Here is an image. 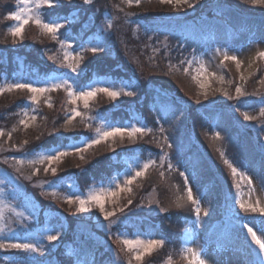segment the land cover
I'll return each instance as SVG.
<instances>
[{
	"label": "trees",
	"instance_id": "trees-1",
	"mask_svg": "<svg viewBox=\"0 0 264 264\" xmlns=\"http://www.w3.org/2000/svg\"><path fill=\"white\" fill-rule=\"evenodd\" d=\"M51 2L52 8H48L47 5L42 8V17L46 21L59 17L62 19L63 15L75 16L76 18L78 14L75 11L79 12L75 23L63 25L66 38H75L80 35L87 20L89 22L90 17L94 18L99 15L92 10L103 5V0H89L88 3H85V0H52ZM142 2L146 3L147 1L142 0L139 4ZM197 2L199 4H196L193 10L188 13L182 11L178 14L165 15V12L156 11V8H152L158 14L157 22L154 23L149 20L147 11L138 7L137 13L130 16L129 26L127 23L120 24L126 30L117 41L125 42L129 47V52L124 50L122 44L113 43L109 40H106L105 43L107 47H110V52L104 54L86 52L88 56L86 55L81 62L78 75L81 80L77 81V84H86L81 81L86 80L89 74L92 76L88 80L93 76H118L121 81L133 85L132 95L119 98V106L112 107V103L105 102L104 98L100 99L101 102H98L97 99L90 108L78 107L83 118H75L71 120V123H66L68 114L64 110V101L60 100H65L64 96L56 95L55 98L58 100L55 103L60 105V108L58 107L53 113L45 115L38 124L39 127L34 130L22 132L21 126L17 130L19 132H17V138L14 141V146L21 148L23 153H32L42 149L60 147L66 142L69 143L71 139L77 141L82 137L93 138L100 126L91 118L99 114H102V117L106 119L113 120L128 119L136 122L142 119V125L146 129L144 132L146 137H139L114 145H99L90 152L91 155L86 160L78 162L75 167L70 165L67 171H62L66 178L63 180V190H66L69 182L87 188L92 183L97 184L106 181L111 177V174H114L124 165L126 157L142 156L145 158L148 155H151L152 158L155 157L154 163L158 161L156 167L160 168L150 169V172L156 171L154 176L149 178L138 192L136 190L129 196L127 202L115 213L128 208L133 203L136 204L139 199L143 200L147 197V193L152 190L157 192L161 199L160 204L164 209L163 212L154 216H128L127 221L115 225L113 231L115 234L123 231L129 233L157 232L167 241L172 254L185 260V264L188 263V259L177 251L178 246L181 245V242L178 243V239L183 236L187 228L192 227L197 215L196 206L187 200L189 188L188 183H186L185 169H183L184 164L187 163L190 171L195 173V183L199 195L202 196V193L209 194L214 209L224 203L220 179L228 181L229 188H231L232 170L225 163V160L243 170L253 172L261 170V178L264 182V152H262L264 149V124L258 132L260 142H256L253 133L236 125L232 114V109L236 106L234 102H223L224 105H228V108L221 106L216 109L210 107L209 104L206 107L198 104L188 108L183 101V99L186 100L185 97L187 96L182 93L183 84L191 85L185 82V78L186 76H193V73L189 71L188 63L193 51L207 44L202 37L206 34L210 37L214 36L218 39L214 42L219 44H229L234 41L238 43L242 40V34H251L254 26L251 22L243 24L242 19L247 18L256 22V33H260L264 38V10L254 6L253 0H217L216 2L215 0H202L201 2L198 0ZM16 6L17 0H0V78L2 75H7V79H12L22 76V72L41 76L45 73L46 76L53 72L64 74L68 71L67 78L75 82L74 74L68 69L66 62L58 58L61 54L62 42L53 40L52 35H47L34 22L29 23L26 31L30 33H28L29 35L22 46L9 43L8 34L10 30L8 26H10L11 21L4 19L13 13ZM96 10L100 11L101 9ZM225 12L226 14H224ZM220 15L234 26L236 34L227 32V25L224 22L222 23L218 19L212 20ZM100 16H98V20L102 21L104 14L101 13ZM168 16L170 18L180 17L181 19L183 17L184 20L171 19V22L163 24V21L158 22L160 18L164 20ZM186 19H190V23ZM238 20H240L239 23ZM95 24L97 23L92 19L89 26L90 33H94ZM202 31L204 34H200ZM105 35L109 36L108 32H105ZM40 44H42V48ZM118 45H121L122 48L119 49ZM136 69H139L148 81L145 85H149V92L143 98H140L141 84L139 81L143 77ZM87 71L89 72L87 73ZM260 74L261 69H259L258 76L262 77ZM235 82L236 85H239L237 80ZM251 86H255L256 89L251 88ZM248 89L261 92L257 98H264V79L260 80L255 76L250 86H243L244 92H247ZM197 92L196 87H194L190 98L201 100ZM25 94L23 92L17 97L14 95L10 101L7 100L6 94L1 95L0 124L10 126L17 119V116L21 118L24 101L29 99V96ZM257 98L240 100L238 104L243 105L241 109H253L256 107L254 102ZM215 100L222 102L224 98L216 97ZM157 105H159V113L154 114ZM178 110L186 113V117L182 114L180 116V113L176 112ZM172 115L184 119L181 118L177 124L170 120ZM159 117L161 120L158 119ZM180 123L183 124L179 126ZM213 123L219 126L218 132L213 130L211 126ZM16 124L17 122L12 126ZM175 142L179 143L180 147H177ZM206 151L210 153L214 168L204 155L207 154ZM174 185L177 187L175 192ZM144 203H147L146 199H144ZM245 213L256 215L253 212ZM221 216L225 217L226 215L214 216L216 220H213V217H207L206 223H209L207 229L213 230L214 233L225 232L222 238L228 241L234 240L243 245L246 237L245 227H242L233 218L231 223L223 224ZM61 224L63 233L57 241L47 248L44 257L28 261L27 255H21L18 256L17 260L22 264H76L78 257L67 253L62 246V243L71 238L69 230H64V224L62 222ZM69 227L73 228L72 226ZM77 238L84 241V259H82L84 263L106 264L107 261L109 262V254L91 239H88L86 235L78 234ZM58 244L60 246L56 249L53 248ZM91 256H94L93 260H90ZM168 257L166 246H162V248L150 253L148 259L143 260V263L157 264Z\"/></svg>",
	"mask_w": 264,
	"mask_h": 264
},
{
	"label": "rangeland",
	"instance_id": "rangeland-1",
	"mask_svg": "<svg viewBox=\"0 0 264 264\" xmlns=\"http://www.w3.org/2000/svg\"><path fill=\"white\" fill-rule=\"evenodd\" d=\"M141 1L142 0H103V5L97 6L96 8L101 9L100 11L96 9L92 10L93 12L96 11L94 13L99 14L98 16L103 13V20L99 21L97 15L94 18L90 17L89 22L87 20L84 24L83 32H81L80 35L75 38H66V31L63 25L66 24L67 26L75 23L79 15L78 11H75L78 14L76 18L75 16L67 17L63 15L62 19H59V17L46 21L42 17V8L46 5L36 7L39 0H28L27 5H21L20 0H17V6L14 7L12 14L25 10L33 18L38 16L42 22L60 23L61 27L55 33L57 37L56 40L62 42L61 54H59L58 58L64 60L66 65L71 64L72 68L76 69L75 72H73L72 69L68 67L74 74L76 81H70V79L67 78L68 71L64 74L59 72L52 73L48 77H45V73L41 76L38 74H30L29 72H22V76L12 79H7V75H2L0 78V89H4V91L0 92V99L1 95L6 94L7 100L10 101L14 95L17 97L23 94V92L26 93V96H29V99L24 101L23 110H21V118L17 116V119L13 121L10 126L0 124V133H3V135H0V217H2L0 218V243L28 242L38 246V250L35 253H25L21 250L12 248H0V264H22L17 260L18 256L21 255H27L26 258L28 261L44 257L47 248L52 245L53 242L57 241L63 233L61 222L64 224V230H69L71 239H67L64 243H60H62L67 253L78 257L76 259V264H86L82 261V259H84V241H80L79 238H77L78 234L86 235L88 239H91L98 247H101L102 250L109 254V262L107 261L106 264H144L143 260L148 259L150 254L143 256V258L138 261L134 257L136 252L140 249L129 251L123 241L139 240L147 242L150 239L161 240L163 242L162 246H166L167 248V255L169 257L159 261L157 264H175L176 261L177 264H185V260L177 258L178 256L172 254L170 250L171 247L169 248L167 241L157 232L129 233L123 231L115 237V232L113 231L115 228L114 226L118 223L126 222L128 216H154L163 212L164 209H162L160 204L161 199L157 192L152 190L147 193V197L144 198L147 203H144V199H139L136 204L133 203L128 208L115 213L116 210L127 202L129 196L136 190L138 192L143 184L154 176L156 171L150 172V169L160 168L156 167V165H158V161H156L155 163H151L146 171L143 169V165L150 161L154 162L155 157L152 158L151 155L145 158L142 156L126 157L124 159V165L115 172L114 176L108 178L106 181L97 184L92 183L87 186L86 189L69 182L66 186V190H63V180H66V178L65 173L62 171H67L70 165H74L75 167L78 162L86 160L87 157H90V152L94 151L99 145H114L122 142L125 143L127 140L146 137V133H144L146 129L142 125V119L136 122H132L128 119L113 120L106 119L102 117V114H99L91 118L92 121H96L100 126L93 138L82 137L77 141L71 139L69 143L66 142L60 145V147L42 149L32 153H23L21 148L14 146L17 132H19L17 130L20 129L21 126L22 132L34 130L39 127L38 124L42 118L44 119L45 115L53 113L58 107L60 108V105L55 103L58 100V98H55L56 95L64 96L65 100H60L62 102L64 101V110L68 114L66 123H69V121L75 118H83L81 114L73 117V112H79L78 107H84V109L90 108L91 104L97 99L98 102H101L100 99L104 98L105 102L109 101L112 103V107L119 106L118 99L127 97L125 93L131 92L133 85H128L126 82L121 81L118 76L94 77L88 82L92 74L87 75L86 80L81 81L86 84L78 85L77 81L81 80L78 75L82 64L81 62L87 55V51L93 52V48L97 49L95 53L104 54L111 51L110 47H107L105 43L106 40L122 44L124 50L129 52V47H127L125 42L120 40L119 42L117 41L121 35L123 36L126 30V28L120 24L127 23L129 26L128 22L131 20L130 16L137 13L138 7L145 9L147 14H149V20L154 23L157 22L158 18L156 11L165 12V15L171 13L178 14V12L182 11L188 13L193 10L196 4H199L197 2L198 0H188V4L182 2L178 3L177 0H173L172 3H162L161 0H146V3L142 2L139 4ZM199 1L201 2L202 0ZM216 1L217 0H215V2ZM189 4L192 5V7H189ZM253 5L261 7L260 9L264 10V2H253ZM152 8H156V11H153ZM218 14L221 13L218 12ZM224 14H226V12ZM8 16L9 15H7V18L5 17L4 20H8ZM92 19L97 23L95 24L94 33H90L87 38L82 39L86 34L85 32L89 33V30H91L89 26ZM171 19L176 21L184 20L183 17L181 19L180 17L170 18V16H168L164 20L160 18L158 22L161 23L163 21V24L171 22ZM217 19L222 21V23L225 21L222 15L216 16V19L213 18L212 20L216 21ZM10 21V26H8L9 30L15 27L17 23L13 20ZM186 21L190 23V19H186ZM242 21L243 24L251 22L254 26L250 32L251 34H242V40L238 43L234 41L229 44H219L218 42H214L218 39L214 36L210 37L207 34L211 41H209L207 45L200 46L193 51L188 62L189 71L193 73V76H186L185 78V82L191 85H182L187 88L182 87V93L187 97L183 95L180 96L186 98V100L183 99V101L187 104L188 108L198 104L203 107L209 104L210 107L216 109H219L221 106H226L228 108V105H224L223 102H234L236 106L233 107L232 114L236 125L245 131L253 133L256 142H260V134H258V132L261 129L260 127L264 124V115L261 114L264 112V98H257L261 92L252 91L251 89L244 92L243 86H250L255 76L260 80L264 79V58H261L259 55L261 52H264V38L260 33H256L255 21L247 18H243ZM239 22L240 20H238V23ZM29 25L30 24L25 25L20 36H13L10 32L8 34V38L10 37L9 43L22 46V43L29 35L28 33H30L26 31ZM105 32H108L109 36L105 35ZM46 34L52 35L50 33ZM40 46L41 48L43 47L42 44H40ZM118 48L120 49L122 46L118 45ZM225 56H235L236 60H232L231 58L225 59ZM65 57H68V59L66 60ZM261 61L262 64L260 65ZM259 69H261L260 75H262V77L258 76ZM136 70L140 73L139 69ZM88 72L89 71H87V73ZM236 80L239 85H236ZM139 81L141 84L140 98H143V96L145 94L147 95L149 92V85H145L148 81L144 77ZM15 83H28L37 87H51L53 84L63 83L64 86L42 94H37L36 101H33V94L27 89L12 88L8 90L9 86ZM201 85H203V87H201ZM100 87H107L109 91H118L120 95L113 99L108 96L107 93L98 91L95 96L87 101V107H85V102L83 100H76L75 103L70 102L68 95L69 91H72L74 95H76L79 90L89 91ZM194 87H196L201 100L190 98ZM252 87L253 86H251V88ZM164 88L167 89V87ZM237 88L240 89V93H237ZM253 88L256 89L255 86ZM169 94L171 93L169 92ZM216 97H223L224 100L220 102L219 100H215ZM247 98H257L254 102V104H256L255 108L241 109L243 105L241 104L242 106H240L238 101ZM176 112L180 113V116L182 114L186 117V113L183 111L179 112L178 110ZM158 113L159 105L156 106V113L154 114ZM33 116L35 119L32 118ZM245 116L253 117V119L245 120ZM181 118L182 117L172 115L170 120L178 124ZM158 119L161 120L160 117ZM15 122H17V124L12 126ZM182 124L183 123H180L179 126ZM211 126L214 131L218 132L220 130L219 126L214 123L211 124ZM115 127L125 129L124 135L101 140L99 144H92L86 151L77 150V146L86 147L87 144L102 135L104 131H109ZM133 127L143 128L145 131L129 136L128 131ZM175 144L177 147H180L179 143L175 142ZM58 152H67V155L61 156L60 159L53 160L51 163H49L47 159H43V157L49 154ZM262 152H264V149H262ZM204 155L213 167L210 153L207 152V154ZM232 166L237 169V175L231 178V188H229L228 181L222 178L220 179V187L224 193V203L216 209L213 208L212 199L209 194L202 193V196L199 195L197 184L195 183V173L190 171L187 163L183 166L188 188L192 191L193 199L199 201L200 207L199 218L196 217L192 227L187 228L183 236L178 239V243L181 242V245L178 246L177 251L181 255L187 257V264H190V261L193 259L192 253H199L200 258L204 260V264H264V253L260 252L259 245L252 240V236L248 232V228H252L257 238L264 241V234H262L264 233V214L257 211V213L253 212L256 215H251L245 213L240 207V204H244L246 207L251 206L264 209V182L261 178L262 171L257 170L253 172L237 168L235 164H232ZM45 169H47V171H45ZM53 169L55 170V174H53ZM137 171H144V175L137 177ZM128 180H132L133 182L127 184ZM122 188L125 190L121 191ZM176 189L177 187L174 185V192ZM111 193H116V195H111ZM96 194L104 195L105 212L114 213V215L109 216L108 219H105L104 213H101L99 207L91 202L87 205L90 207L89 212L82 213L78 211L79 199L88 200L90 195ZM68 200L72 202L69 203ZM221 214L226 215L225 217L221 216V222L223 224L231 223L232 220L227 216H233L242 227H245L246 237L244 238L243 245L234 240L228 241L222 238L225 232L214 233L213 230L207 229L209 223H206V218L213 217V220H216L214 216ZM188 230L190 231V238L186 239L185 234ZM50 235H55L57 239L50 241L48 239ZM58 246H60V244L53 248L56 249ZM162 246L154 248L152 252L162 248ZM91 257L93 260L94 256Z\"/></svg>",
	"mask_w": 264,
	"mask_h": 264
},
{
	"label": "snow or ice",
	"instance_id": "snow-or-ice-1",
	"mask_svg": "<svg viewBox=\"0 0 264 264\" xmlns=\"http://www.w3.org/2000/svg\"><path fill=\"white\" fill-rule=\"evenodd\" d=\"M89 0H85V3H88ZM162 3H172L173 0H161ZM178 3H184V4H188V0H177ZM253 2L256 3H261L264 2V0H253ZM21 5H27L28 4V0H20ZM42 5H47L48 8H52L53 4L51 2V0H39V2L36 4V7H40ZM189 7H192V5L189 4ZM8 19L16 21V26L10 29L11 35L13 36H20L24 30L25 25L29 24L30 22H34L36 24L37 27L41 28L45 33H50L52 34V39L55 40L57 37L55 35V33L59 30V28L61 27L60 23L58 22H42L41 19L37 16L35 18H33L30 14H28L25 10H21L19 12H16L14 14H10L8 16ZM93 52L97 51L96 48L92 49ZM261 58H264V52H261L260 54ZM231 58L232 60H236L235 56L232 57H228L225 56V59H229ZM65 59L67 60L68 57H65ZM67 67L71 68L73 72H75V68H72L71 64H68ZM66 83V82H64ZM64 84L63 83H59V84H53L51 85V87H37V86H32L31 84L28 83H15L13 85L9 86L8 90H11L12 88H16V89H27L30 93H32V100L36 101L37 99V94H42L44 92L50 91V90H55L58 88L63 87ZM201 87H203V85H201ZM4 91V89H0V92ZM105 92L107 93L108 96H110L111 98L115 99L117 96L120 95V93L118 91H109V89L107 87H100V88H95L89 91H83V90H79L78 94L74 95V93L72 91L68 92L69 98H70V102L71 103H75L76 100H83L85 102V107L88 106L87 101L92 98L93 96H95L96 92ZM237 93H240V89L237 88ZM126 95H132L131 92H126ZM262 115H264V112L261 113ZM80 115L79 112H73V117ZM33 119H35V117H32ZM245 120H249V119H253V117H249V116H245L244 117ZM69 123H71V121H69ZM145 131V129L143 128H137V127H133L131 128V130L128 131V135L129 136H133L136 133H143ZM125 132V129L120 128V127H115L112 128L109 131H104L102 135L98 136L96 139H94L91 143L87 144V146H77V150L78 151H86L88 147H91L92 144H99L101 142V140H105L109 137H114V136H123ZM0 135H3V133H0ZM219 138V137H217ZM67 155V152H58V153H52L49 154L45 157H43V159H47L49 161V163H51L53 160H58L60 159L61 156ZM221 155L223 156V153H221ZM154 163V162H149V163H145L143 165V169L144 171H146L150 164ZM225 163L228 164V166L231 168L232 170V174L233 176L237 175V169L235 167H233L227 160H225ZM45 171H47V169H45ZM144 171H137L136 172V176L140 177L144 175ZM53 174H55V170L53 169ZM161 175H163V173H161ZM181 175H184V173H181ZM133 181L132 180H128L127 184H131ZM187 183V181H186ZM250 183V181H249ZM125 189H121V191H124ZM111 195H116V193H111ZM187 200L190 201L193 205H195V212L197 215V218H199V212H200V207H199V201L194 200L193 196H192V191L189 188L188 192H187ZM69 203H71V200H68ZM94 203L96 206L99 207V210L101 213H104V217L105 219H108L109 216L114 215V213L111 212H105V204H104V195L101 194H96V195H90L88 197V200H84V199H79V208L78 211L82 212V213H86L90 211V207H88L87 205L89 203ZM241 209H243L245 212L251 211V212H261L262 214H264V209L262 208H256V207H251L248 206L246 207L244 204H240ZM2 218V217H0ZM246 226V225H245ZM248 232L251 234L252 236V240L255 241V243L257 245H259V250L261 253H264V241L260 240L257 238V235L255 232H253L252 228H248ZM264 234V233H262ZM48 239L50 241L56 240L57 237L55 235H50L48 236ZM123 243L128 247L129 251H134L136 249H140L139 251L136 252L135 254V259L136 260H141L143 258V256L150 254L152 252V250L154 248H157L159 246H162V241L161 240H148L147 242L144 241H131V240H124ZM0 248H12V249H17V250H21L25 253H35L38 250V246L34 245L32 243H28V242H9L7 244L4 243H0ZM193 259L190 261V264H204V260H202L200 258V254L199 253H192Z\"/></svg>",
	"mask_w": 264,
	"mask_h": 264
}]
</instances>
